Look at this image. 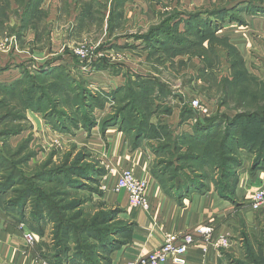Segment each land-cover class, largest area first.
Masks as SVG:
<instances>
[{
	"label": "rangeland",
	"instance_id": "obj_1",
	"mask_svg": "<svg viewBox=\"0 0 264 264\" xmlns=\"http://www.w3.org/2000/svg\"><path fill=\"white\" fill-rule=\"evenodd\" d=\"M137 156L167 198L233 206L228 264H264V207H247L264 0H0V212L42 264L116 263L134 226L115 170Z\"/></svg>",
	"mask_w": 264,
	"mask_h": 264
},
{
	"label": "crops",
	"instance_id": "obj_2",
	"mask_svg": "<svg viewBox=\"0 0 264 264\" xmlns=\"http://www.w3.org/2000/svg\"><path fill=\"white\" fill-rule=\"evenodd\" d=\"M145 163L146 160L138 156L132 159L125 158L119 164L120 171L115 170L116 177L124 170H132L136 177L146 178L149 181L146 194L149 209L146 211L129 209L126 193L116 194L122 198V204L134 229L130 237H125L115 264H125L159 248L165 234L193 233L200 226H211L214 229V236L229 233L232 236L231 247L218 251L209 246L204 251L205 246L200 242L199 237L195 236L194 245L187 250L185 264H228L227 256L232 253L235 245L236 228L227 225L226 220L230 219L233 206L231 207L215 191L185 198L181 203L169 199L159 189L156 181L149 178ZM251 183L253 190L248 192L264 188V172H258ZM240 184L237 188L238 195L241 194L243 186L240 187ZM247 207L251 209L248 203ZM34 246H27L19 226L5 220L0 212V264H42L45 259L38 247ZM48 263L55 264L51 261Z\"/></svg>",
	"mask_w": 264,
	"mask_h": 264
},
{
	"label": "built area",
	"instance_id": "obj_3",
	"mask_svg": "<svg viewBox=\"0 0 264 264\" xmlns=\"http://www.w3.org/2000/svg\"><path fill=\"white\" fill-rule=\"evenodd\" d=\"M191 104L202 115L208 114V108L205 105H201L198 100H192ZM148 185L149 183L146 178H138L132 171L124 170L117 175L112 192L115 194L125 192L129 209L146 211L149 209L146 197ZM103 188L105 189L106 187L104 186ZM248 205L254 211L264 207V188L257 189L251 194ZM195 236H198L200 242L205 246L204 251L209 246L218 251L224 250L230 244L227 237L222 235L214 236V229L211 226H200L193 233L165 234L159 248L125 264H185L187 250L194 245ZM23 237L27 246H34L35 238L31 233L25 231Z\"/></svg>",
	"mask_w": 264,
	"mask_h": 264
},
{
	"label": "trees",
	"instance_id": "obj_4",
	"mask_svg": "<svg viewBox=\"0 0 264 264\" xmlns=\"http://www.w3.org/2000/svg\"><path fill=\"white\" fill-rule=\"evenodd\" d=\"M198 125H199V127H197L199 130H202V128H200V127H204V126H202L203 125V123L202 122H198L197 123ZM201 125V126H200ZM207 125V123L205 124V126ZM205 130H206V128H205ZM260 170H263L264 171V161H263V163H262V165H260L259 167H257V169H255V171H260Z\"/></svg>",
	"mask_w": 264,
	"mask_h": 264
}]
</instances>
